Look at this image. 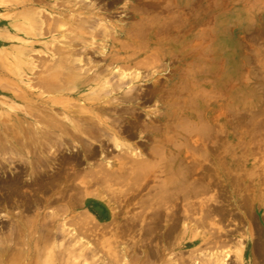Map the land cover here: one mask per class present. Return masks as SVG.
I'll list each match as a JSON object with an SVG mask.
<instances>
[{
    "label": "rangeland",
    "instance_id": "obj_1",
    "mask_svg": "<svg viewBox=\"0 0 264 264\" xmlns=\"http://www.w3.org/2000/svg\"><path fill=\"white\" fill-rule=\"evenodd\" d=\"M10 1L0 0V264H175L179 257L183 258L182 264H264L252 251L256 242L264 247V0H71L77 9L82 5L87 10L80 17L89 23L80 30V22L72 14L63 18L58 32L46 34L43 29L45 33L41 36L39 27L33 32L34 38H29L22 29L24 15L19 10L6 9ZM88 10L96 16L86 13ZM140 23L146 25L144 36L136 30L135 25ZM166 25V30L149 36ZM113 26L129 28L132 36L121 35L116 41L111 35L104 37L101 29ZM52 36L54 45L77 44L81 53L75 54L74 59L83 58L84 52L86 57H102L101 51H118L120 58L131 60L133 67L121 70L130 76L139 73L146 78L131 88L121 85L118 90L122 94L131 89L149 91L150 83L156 79L174 89L190 76L195 79L196 96L187 87L180 94L172 91L169 96L140 102L139 106L146 111H153L155 106H174L178 113H192L201 106L203 120L206 116L211 118L212 130L186 136V145L191 147L182 146L183 139L176 140L177 122L171 119L165 124L170 128L167 131L154 122L151 140L141 146L136 135L119 136L126 145L141 149V156L148 160L149 166L147 163L144 169L141 167L142 171L137 169L136 178L131 173L128 176L130 171L123 182L112 178L114 184L85 182L88 177L91 179L90 168L98 171L96 165L106 160L99 163L98 156L84 158L76 139L64 138L57 143L49 136L26 145L16 143L11 130L39 126L43 131L48 115L58 120L71 116L72 112L66 111L75 110L82 102L76 96L90 95L87 86H69L61 95L38 86L39 78H46L56 69L44 53H52L54 45L47 43ZM37 40H40L37 45L46 44V49L37 47L32 51L29 46ZM121 43L130 48L122 49ZM25 53L28 55L24 56ZM62 57L72 59L66 54ZM143 59H149L153 65ZM136 62L139 64L134 65ZM46 66L52 69L47 72ZM28 69L34 72L24 73ZM166 135L176 145L180 144L176 150L173 141L169 149L176 155L179 153L176 160L182 161L178 169L180 177L186 179L184 188L192 180L200 182L198 186L208 180L211 183L209 192L187 199L194 203L193 208L205 209L212 197V208L224 209L227 215L223 220L217 213L209 220L184 219L183 224L192 231L179 226L178 230L186 229V233L180 232L169 244L143 236V243L157 254L148 258L145 246L138 250L133 247L138 236L126 230L115 231V226H126L122 218L125 211L128 216L140 211L150 215L151 209L138 204L141 200L157 203V207L162 204L161 210L168 207L160 184L161 166L155 167L148 153L153 139ZM86 142L98 155V144L92 139ZM111 149L109 145L108 150ZM118 152L107 155L112 167L103 169H115L118 163L126 161L118 160ZM151 163L154 166L150 168ZM83 170L89 175L82 174ZM77 172L83 177L77 176ZM71 174L74 176L65 178ZM128 197L134 199L125 207L123 202ZM97 198L108 201L112 212L118 215L101 218L97 210L100 206L92 204L93 200L101 202ZM187 200L180 202L182 208L183 203L188 204ZM217 239L225 241V245L220 246Z\"/></svg>",
    "mask_w": 264,
    "mask_h": 264
},
{
    "label": "bare ground",
    "instance_id": "obj_2",
    "mask_svg": "<svg viewBox=\"0 0 264 264\" xmlns=\"http://www.w3.org/2000/svg\"><path fill=\"white\" fill-rule=\"evenodd\" d=\"M73 1L78 2V0H73ZM73 1H71V0H11L9 2L10 5L8 7H6V9L11 10V11L19 10L20 11L19 13L21 15H24L23 18H24L25 22L23 23L24 28L22 27V29L24 30V33L29 38L30 37L34 38L35 34L33 32H34V30L37 31L36 29L41 28V32L44 29L47 32L46 34L51 33V32H54V33L58 32V29L61 26H63V21H64L63 18H65L67 16H73L72 14H74L76 16V19L79 20L80 30H81L82 26L85 25V23H89L88 20L83 21L84 18L82 19L80 17L82 14L85 13V12H83V10H86V9L82 5L78 6V9H77L75 7L76 6L75 4L74 5L71 4V2H73ZM112 3H113V1H112ZM91 9H93V8H91ZM141 9H143V7ZM86 13L95 15L90 10H88V12H86ZM145 14H147V13H145ZM110 15H112V14H110ZM92 18H94V17H90V19H92ZM73 26H74V24H73ZM135 26H137V29H136L137 32H139L141 34L146 30L145 24L140 23V24L135 25ZM176 27H177V25H176ZM166 28H168L167 25L164 26L161 30L158 29L157 31H152L151 33H149V36L155 35V33L157 34L159 31L162 32L163 30H166ZM101 30H102V34L104 37L107 35H109V36L111 35L110 38H112L113 41H116L121 35L126 36L127 38L132 36V35H129L130 34L129 28L124 29V28H120V26H113L110 29H104V30L101 29ZM41 32L39 34L41 36H43L42 34L45 32H42V33ZM145 32H147V30ZM161 32H160V34H161ZM39 34H38V36H39ZM143 34H145V33H143ZM79 35H81V33ZM142 35H141V37H142ZM41 36H39V37H41ZM93 36H94V34H93ZM138 38L140 39V37H138ZM49 39L50 40L47 43H51L50 46L52 47L54 45V43H53L54 37L52 36ZM39 41L40 40H37V41H35V43H32L29 46L32 51H35L37 49V47H44V49H46V46H45L46 44H41V46L37 45V43ZM74 41H75V39H73V42ZM119 42H121V40ZM69 43H71V42H69ZM122 43L124 44V42H122ZM123 44H122V47L119 45L122 49H123V46L125 47L124 49L130 48V47L126 48L127 45L125 46ZM47 49L49 50L50 47H48ZM40 50H41V48H40ZM51 52L52 53H48L47 51H44V53L51 58V61L53 62L52 67H55L56 69H55V71H53V73H49L46 78H43V79L39 78V80L37 82L38 86L41 88L47 89L51 92H58V93H60V95L63 94L64 91L68 90L69 86H75L78 88L87 86L88 89L91 91L90 95L81 96V97L76 96L78 101H82V102L77 104L75 110L66 111L67 114L72 112L71 116H64L63 118H61V120H58L54 116L48 115L47 117L49 119L47 120V123H46V129L43 131H41L39 129V126H38V128H36L37 126L36 127L32 126L30 129H28V128L20 129L17 127L16 130H14V131L13 130H11V131L8 130V131L11 132L10 135L15 140L16 143L24 142V145H26L28 143L30 144V142H32V141L34 142V140L46 138L49 136L50 137L53 136L58 141L57 143H61L64 138H71L73 140L76 139L78 141L79 147L81 148V152H83L84 158L92 159V158H95L96 156H98L97 158H98V160H100V162L98 160H96V161L99 163L106 160L104 163L102 162V164L104 166H102V164L97 163L98 165H96V166L99 167L100 170L92 171V168H90L91 169L90 171L88 169L86 170L87 172L89 171L88 172L89 174L92 173L91 179H89L90 177H88V180L85 181L87 183H93L95 185L100 184V183L104 184L107 182H112L113 181L112 178L120 179L121 182H123L122 180H124V178L126 179L125 175L127 176L129 171L130 172H129L128 176H130V173L132 176H134V175H136V173L138 171H140L141 167L144 169V166L147 165L148 160L141 156V149H138V147L136 145L133 147L130 145H126L125 143L120 141L119 136L126 135L127 137H133L134 135H136L139 139V141L137 142L138 145L141 146L143 144H147L148 143L147 139L151 140V128L153 126L152 124L154 122H158L160 125H162L164 127V130L167 131V129L170 130V128H168L167 125H165V124L169 119L173 120L174 122L175 121L177 122L174 125V128L177 130L176 131L177 134L175 133L174 135H177L178 139H176V140L178 142L181 139H183V140L188 139V138H186V136L191 137L192 135H203V133L210 132V130H212L211 125L209 124L211 118L209 116H206L205 121L203 120L204 119V116H203L204 113L201 112L202 111L201 106H200V109L193 111L192 113H184V112L178 113L176 111V109L173 108L174 106H155V109L153 111H146L144 109V106H139L141 104L140 102L145 103V102H148L150 99L156 100L160 96H163V95L169 96V94L172 91L174 93L180 94L182 92V90H184L187 87H191L193 96L194 95L196 96L195 93H197L198 90H197V87H195V79H192L190 76L186 77L184 81L182 80L179 83V86H176L174 89L167 88L168 84H166L165 82H162V79L161 80L156 79L150 83L151 89L149 91L147 89H145V90L141 89L139 91L137 89L136 90L134 89V91H132V89H131L127 94H122L118 90L121 88V85L126 84L129 86V88H131V87L135 86L136 84L143 82V80L146 77H142L139 73H136L133 76L125 74L122 71L123 68L124 69H126V68L130 69L131 67H133L132 66L133 63L131 60L120 58V56L118 55V51L117 52L114 51L113 53H106L105 51H101L100 54L103 55L102 57H95V56L86 57V55H85L86 53L84 52L82 54L83 58L74 59L73 56L75 54H78L81 52H80L77 44L71 43V44H67L65 46H60V45L56 44L52 47ZM63 54L68 55L72 59L67 61L65 58H63V57L61 58V55H63ZM19 55H22V50L19 52ZM27 55L28 54L25 53L24 56H27ZM54 55H57V57L54 58L55 57ZM148 58H150L149 55H148ZM143 60L147 61V63L149 65L152 64L151 61H150V63L148 62L149 59H147V60L143 59ZM151 60H153V58ZM142 63L143 62H141V64ZM137 64H139V63H137V62L134 63V65H137ZM145 66H147V65H145ZM52 67L46 66L45 69L47 72H49V70H51ZM138 67H139V65H138ZM143 67H144V64L140 65V68L143 69ZM33 70L34 69L24 70V73L32 74V72H34ZM146 86H148V85H146ZM193 99H195V98L193 97ZM68 107L70 108L71 106H68ZM73 108H74V106H73ZM182 115H185V116H182ZM7 128L9 129L10 126ZM155 128H157V127H155ZM13 129H15V128H13ZM173 138H174V136H173ZM87 139H92L94 142H96L98 144V146H99L98 155H97L96 150H94L93 148L92 149L88 148L86 146L85 142ZM76 140H74V141H76ZM172 140L174 141V139H172ZM65 141H67V140H65ZM173 141H171L170 135H168V136L166 135V137H164V138L162 137L159 139L154 138L153 139L154 144H152L151 147L148 149V153L152 158L151 160H153L152 163L155 161L153 163L154 165L158 164L161 166L162 180H161L160 184L162 185L164 195H166V198L169 201V205H167L168 207L165 208L164 210H161L160 206L162 204H160L157 207L156 206V205H158L157 203L152 204V203H148L145 200H141L138 202V204H140L143 208H144V206H146L145 208L151 209V211H152L151 214L150 215L143 214L144 212L142 213V211H140L141 213L135 212V214L128 216V212L125 211L123 213L122 218H125V223H126L125 225L126 226L124 227L122 225L124 228L123 227L119 228V227L115 226V231L119 230V232L120 231L124 232V230H126V231H129L130 233L133 232V234H135L139 238L141 237L140 239L138 238V240L135 243H133L134 244L133 247L135 250H138L141 247L145 246V249L147 250V251H145L146 252L145 254L148 258H153V257L155 258L157 254H155L153 252V250L147 244L143 243L144 242L142 240L143 236L146 235L149 238L156 237V238H159L165 244H169L172 239H175L179 236L180 232L186 233V229L189 231H192L191 227H189V228L185 227V225L183 224L184 219H191L192 222H193V220L197 221L200 219H202V220L208 219L209 220L210 217L213 216L214 213H217L220 216V219L223 220L225 218V216L227 215V212L224 209L222 210V209L212 208V205H211V203L213 201L212 197H210L208 200L206 199L207 202H206L205 209L201 208V209L197 210V208L196 209L193 208L194 203H192L188 200L192 197H193V199H195V197H197L199 194H201V192H202V194H203V192L204 193L209 192L211 190V183L208 180V182L203 183L202 185L198 186L200 184V182H198L197 180H192L190 183L188 182L186 189L184 188V184L186 182V179H182L180 177L181 172L178 169V167H179L178 163H181L182 161L179 160V162H178V160H176V158L179 159V157H180L179 153L177 152V155H176V154H174L175 153L174 151L171 152V150L169 149L170 144L172 145ZM186 142L187 141H185V145H182V146H184V147L190 146L191 147V145H186ZM174 143H175V141H174ZM55 144H56V142H55ZM109 145H112L111 150H108ZM179 145H176V143H175V146H173L174 149L179 150ZM180 148H182V147L180 146ZM116 151H119L118 152L119 153L118 154L119 155L118 160L120 158L121 160H126V161L118 163L116 165L115 169L114 168H109V169L104 168L103 169V167H112L110 165V163L107 161L108 159H106V158L108 157L107 155H109V157H110L111 152L116 153ZM78 152L79 151H77V153ZM120 152H122V153L120 154ZM72 155H74V154H72ZM113 158H115V157H113ZM174 160H176V161H174ZM81 163H77V164H81ZM153 164L150 166V168L152 166H154ZM156 165H155V167H156ZM148 166H149V163H148ZM148 166H146L147 168L145 167V169H147L149 171L150 168H148ZM142 168H141V171L143 170ZM137 169H138V171H137ZM135 170H136V172H134ZM147 170H146V172H147ZM77 171H79V170H77ZM81 172L80 173L77 172L78 173L77 176L80 175ZM84 172H85V170H83L82 174L86 175L87 172L86 173H84ZM132 172L135 174H132ZM88 173H87V175H89ZM140 173H142V172H140ZM67 175L65 178H69V177L74 176V174L73 175L71 174V176H68V177H67ZM80 176L83 177V175H80ZM139 177H140V174H139ZM74 178L76 179V175ZM134 178H136V176H134ZM130 182H131V180H130ZM17 183H19V182H17ZM134 183H135V181H134ZM134 183H133V185H134ZM112 184H114V183L112 182ZM100 186H102V185H100ZM76 187L77 186L75 185L74 188H76ZM17 193L18 192L16 191V194ZM132 199H134V198L128 197L127 199L124 200L123 204L125 205V207L129 206L132 203ZM91 200H93V199H91ZM97 200H100L101 202L93 200L92 204H93V206L96 204H98L100 206L99 209H97V210H98V213H99L101 218L110 219V218H115L118 215V214H115L112 212L113 210H111V208H112L111 204H109L108 201L100 199V198L99 199L97 198ZM117 200H119V199H117ZM161 200H163V199H161ZM185 200H187L188 204L185 202L186 205H184V203H183V208H182L181 207L182 205L180 206V204L182 202H184ZM138 207L140 208V206H138ZM163 208H164V206H163ZM143 211H144V209H143ZM228 215H229V213H228ZM115 220L116 219H114V221ZM195 224H196V222H195ZM181 225H184L183 228H186V229L185 230L182 229L181 231H179L178 228ZM120 229H123V230H120ZM90 232L92 233V231H90ZM215 237H216V235H215ZM224 242L225 241H223V240L219 241L218 239L216 241V243L220 244V246H221V244L225 245ZM192 244L194 245L195 243H192ZM184 246H186V245H184ZM252 251H253V255L255 257L257 256L258 258H260L264 263V247H262L260 244H258L256 242ZM179 258H180L179 262L177 260V262H175V264H182L183 258H181V257H179ZM161 259H162V257H161ZM112 260H113V258H112ZM180 260H182V261H180ZM116 264H118V263H116Z\"/></svg>",
    "mask_w": 264,
    "mask_h": 264
}]
</instances>
